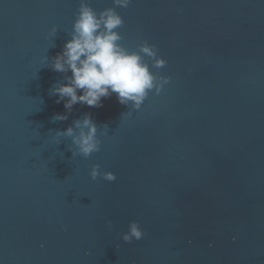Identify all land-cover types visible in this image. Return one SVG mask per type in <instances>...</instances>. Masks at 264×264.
<instances>
[{"label":"water","instance_id":"water-1","mask_svg":"<svg viewBox=\"0 0 264 264\" xmlns=\"http://www.w3.org/2000/svg\"><path fill=\"white\" fill-rule=\"evenodd\" d=\"M82 2L171 79L139 108L113 94L54 120L71 72L49 65ZM86 113L88 157L57 136ZM0 264H264V0H0Z\"/></svg>","mask_w":264,"mask_h":264},{"label":"clouds","instance_id":"clouds-1","mask_svg":"<svg viewBox=\"0 0 264 264\" xmlns=\"http://www.w3.org/2000/svg\"><path fill=\"white\" fill-rule=\"evenodd\" d=\"M116 5L127 7L131 0H115ZM123 18L113 8L106 9L99 17L86 4L81 3L77 19L73 25V35L61 52L52 58L50 68L59 73L71 72L50 89V94L57 96L56 103L64 101L65 114H56L54 120H66L67 114L77 103L89 107H102V99L115 94L122 105L129 102L139 108L149 91L156 89L157 94L171 77H161L162 83H156V77L137 53H129L117 41L120 36L114 29L122 26ZM55 31V29H53ZM143 53L154 57L155 67H164L167 61L157 56L155 45H147L141 49ZM78 92L82 94L78 95ZM75 128L68 127L57 136L72 137L79 152L88 157L99 151L96 140V124L91 115L86 113L82 120L74 122ZM76 129H79L78 135ZM99 165H94L91 172L93 179L97 176ZM104 178L115 180L114 173H105ZM144 235L136 222H131L129 232L123 235L125 242L133 238L141 239Z\"/></svg>","mask_w":264,"mask_h":264}]
</instances>
